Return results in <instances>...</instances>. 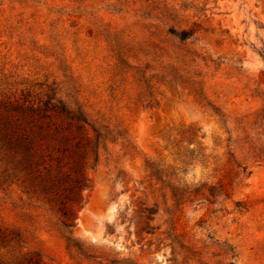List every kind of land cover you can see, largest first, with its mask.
I'll list each match as a JSON object with an SVG mask.
<instances>
[{"label": "rangeland", "instance_id": "1", "mask_svg": "<svg viewBox=\"0 0 264 264\" xmlns=\"http://www.w3.org/2000/svg\"><path fill=\"white\" fill-rule=\"evenodd\" d=\"M39 86L117 134L72 230L86 256L0 163V228L20 254L264 264V0H0V93Z\"/></svg>", "mask_w": 264, "mask_h": 264}, {"label": "trees", "instance_id": "2", "mask_svg": "<svg viewBox=\"0 0 264 264\" xmlns=\"http://www.w3.org/2000/svg\"><path fill=\"white\" fill-rule=\"evenodd\" d=\"M171 34L180 41L189 37L185 31ZM114 134L92 122L75 99L66 102L53 86L0 93V163L5 180L20 182L26 194L40 197L67 248L83 256L72 230L89 188L88 172L98 166L108 141L115 144ZM23 248L20 232L0 228V264H42L36 252L20 254Z\"/></svg>", "mask_w": 264, "mask_h": 264}]
</instances>
